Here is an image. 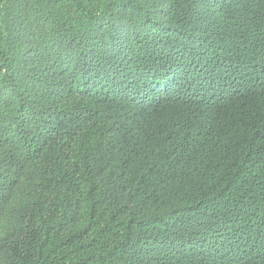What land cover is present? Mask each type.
<instances>
[{"label": "trees", "instance_id": "trees-1", "mask_svg": "<svg viewBox=\"0 0 264 264\" xmlns=\"http://www.w3.org/2000/svg\"><path fill=\"white\" fill-rule=\"evenodd\" d=\"M0 264H264V0H0Z\"/></svg>", "mask_w": 264, "mask_h": 264}]
</instances>
